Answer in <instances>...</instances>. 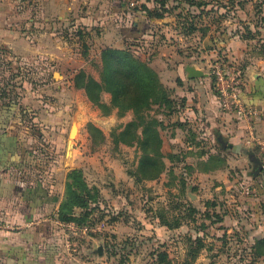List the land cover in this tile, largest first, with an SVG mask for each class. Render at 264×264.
<instances>
[{
  "label": "rangeland",
  "instance_id": "1",
  "mask_svg": "<svg viewBox=\"0 0 264 264\" xmlns=\"http://www.w3.org/2000/svg\"><path fill=\"white\" fill-rule=\"evenodd\" d=\"M0 3L3 34L12 32L0 43V136L14 135L22 153L8 158L18 165L9 179L29 185L17 188L29 199L50 190L62 201L70 198L54 229L53 252L64 250L76 264H264V198L252 164L247 173L232 170L235 183L208 180L190 192L185 168L193 160L184 157L169 158L175 170L165 160L159 178L142 179L138 145L120 143L117 135L127 113L105 115L84 89L74 88L80 73L100 79L107 68L102 53L110 47L154 59V65L145 61L167 89L175 83L176 57H202L210 74L217 56L226 55L223 47H215V56L204 44L216 34L241 40L239 50L264 62V0ZM144 7L163 12V20L148 18ZM21 39L39 54L29 60L30 45H16ZM76 106L79 125L72 123ZM91 125L103 135L93 139ZM4 143L11 152L12 142L0 139ZM9 161L0 168L13 166Z\"/></svg>",
  "mask_w": 264,
  "mask_h": 264
},
{
  "label": "crops",
  "instance_id": "2",
  "mask_svg": "<svg viewBox=\"0 0 264 264\" xmlns=\"http://www.w3.org/2000/svg\"><path fill=\"white\" fill-rule=\"evenodd\" d=\"M3 12L0 3V43L2 38L7 37L8 34L12 36L10 31H7L6 35L3 34L5 29ZM4 42L13 44L15 40L6 39ZM18 42L16 45L29 44L31 46H29V52H32L29 54V60L33 57L32 55L39 54V50L36 51L33 48L34 44L30 40L21 39ZM240 42L241 40L236 38H221L216 34L206 39L204 44L210 48L213 55H215V47H223L226 55L241 58L245 73L242 96L244 102L253 108L249 117L241 119L236 114L226 112L220 107L219 98L209 75L202 78H189L187 71L189 66L208 74L202 66L204 59L202 57L182 58L180 56L179 59L178 57L174 59L175 62H180L171 72V78L175 79V83L169 85L174 108L166 110V107L156 106V109L152 111V114L162 122L160 128L163 139L162 150L166 156V163L171 165L170 171L176 169L170 157H184L187 162L190 159L193 160L185 168L188 192L194 184L202 186L208 180L235 183L234 176L231 175L232 170L239 168L243 173H247L252 164L253 174L254 158L258 157L263 161L264 62L251 61L243 50L238 49ZM144 60L154 65V59L144 57ZM109 95L105 93L106 97ZM77 108L78 106L72 114V123L79 125L82 109L77 110ZM132 120L133 114L129 112L123 119L122 125L125 126ZM10 129L8 128L3 133ZM0 139L4 142H12L11 145L15 148L10 152L8 143L0 146V167L3 162L7 163L11 160L8 158L12 156L15 159L22 157V153L17 151L14 135H1ZM8 164L14 165L7 170L0 168V264H76L66 257L64 250L58 254L53 252V244L56 241V230L54 229L58 221L57 213L63 195L59 197L50 190V194H45V197L29 199V192H18L20 187L27 190L29 185L19 178L9 179V173L12 174L17 169L16 161H9ZM256 178V188L259 187L258 194L264 198V189H260V186L264 187V175H258ZM7 184H10L8 190L6 189ZM10 192L15 193L11 196ZM19 193L23 194L22 197ZM74 260H76L75 257Z\"/></svg>",
  "mask_w": 264,
  "mask_h": 264
},
{
  "label": "trees",
  "instance_id": "3",
  "mask_svg": "<svg viewBox=\"0 0 264 264\" xmlns=\"http://www.w3.org/2000/svg\"><path fill=\"white\" fill-rule=\"evenodd\" d=\"M156 10L143 8L148 18L163 20L164 13ZM140 34L139 32L137 36ZM102 57L105 58L107 68L100 75V79L80 73L75 78V88L84 89L89 99L105 115H111L115 109L122 116L129 111L134 113L133 120L125 126L121 125L117 135L120 143L128 146L138 145L141 158L139 173L142 179L155 180L166 169V156L162 150L163 139L160 132L162 122L152 114V111L156 106L166 107V110L174 108L171 91L163 87L160 76L150 64L136 57L130 50L110 47L103 51ZM242 69L244 71V64ZM81 77L84 79L79 82ZM105 93L111 95L109 102L103 100ZM130 101H135L136 105H130ZM90 127L93 139L103 135L99 128L92 125ZM261 175H264V171L259 176ZM68 190L71 191V185ZM68 201L70 202V198L67 195L59 207L58 220H64L67 216ZM263 244L264 240L259 241V245Z\"/></svg>",
  "mask_w": 264,
  "mask_h": 264
},
{
  "label": "built area",
  "instance_id": "4",
  "mask_svg": "<svg viewBox=\"0 0 264 264\" xmlns=\"http://www.w3.org/2000/svg\"><path fill=\"white\" fill-rule=\"evenodd\" d=\"M209 76L219 98L220 107L229 113L236 114L239 118H247L253 108L243 100V88L245 86V73L242 64L237 58L228 55L217 56L210 68ZM264 155V146H262ZM264 169V158H263ZM1 229V225H0Z\"/></svg>",
  "mask_w": 264,
  "mask_h": 264
},
{
  "label": "water",
  "instance_id": "5",
  "mask_svg": "<svg viewBox=\"0 0 264 264\" xmlns=\"http://www.w3.org/2000/svg\"><path fill=\"white\" fill-rule=\"evenodd\" d=\"M187 71L189 73V78L195 79V78H202L205 76H208V74L204 73L200 69H196L192 66L187 67ZM264 171L263 169V163L260 158H254V171L253 176L256 178L258 175H260Z\"/></svg>",
  "mask_w": 264,
  "mask_h": 264
},
{
  "label": "bare ground",
  "instance_id": "6",
  "mask_svg": "<svg viewBox=\"0 0 264 264\" xmlns=\"http://www.w3.org/2000/svg\"><path fill=\"white\" fill-rule=\"evenodd\" d=\"M77 130V129H76Z\"/></svg>",
  "mask_w": 264,
  "mask_h": 264
}]
</instances>
